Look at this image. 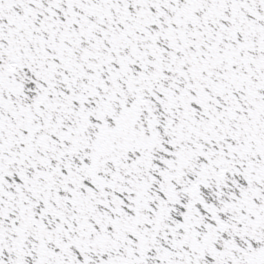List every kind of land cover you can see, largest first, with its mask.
Here are the masks:
<instances>
[{
  "label": "snow or ice",
  "instance_id": "snow-or-ice-1",
  "mask_svg": "<svg viewBox=\"0 0 264 264\" xmlns=\"http://www.w3.org/2000/svg\"><path fill=\"white\" fill-rule=\"evenodd\" d=\"M0 264H264V0H0Z\"/></svg>",
  "mask_w": 264,
  "mask_h": 264
}]
</instances>
